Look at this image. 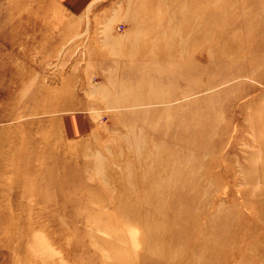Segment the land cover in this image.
<instances>
[{
	"label": "rangeland",
	"instance_id": "374dc122",
	"mask_svg": "<svg viewBox=\"0 0 264 264\" xmlns=\"http://www.w3.org/2000/svg\"><path fill=\"white\" fill-rule=\"evenodd\" d=\"M258 23L264 0H0V264H264Z\"/></svg>",
	"mask_w": 264,
	"mask_h": 264
},
{
	"label": "bare ground",
	"instance_id": "6f19581e",
	"mask_svg": "<svg viewBox=\"0 0 264 264\" xmlns=\"http://www.w3.org/2000/svg\"><path fill=\"white\" fill-rule=\"evenodd\" d=\"M253 1H254V0H250V2H253ZM233 25H234V24H233ZM244 25H245V24H244ZM220 28H222V24L220 25ZM253 28H254V32H255V36H256V41L251 42V44H253V46H251L252 48L249 46V47H250V49H249L250 51H249V53H248L247 55H249L251 59L248 58V57H247V58H248L250 61H252V59L255 58V56H256V52H257V51L259 52V51L263 50L262 47H261V42L264 41V24H263V23H258V24H256V25H254ZM261 40H262V41H261ZM228 48H230V47H228ZM181 51H182V50H181ZM232 51H233V46H232ZM239 51H240V49L237 48V49H236V52L238 53ZM227 54H228V53L225 52V51H221V52H220V56H221V57H227ZM122 56H125V55H121V57H122ZM250 65H252V62H250ZM155 66H156V65H155ZM192 67H194V66H192ZM189 68H190V67H189ZM193 70H194V69H193ZM152 72H153V71H152ZM116 82H117V81H116ZM150 85H151V84H150ZM160 88H161V87H160ZM156 90H157V89H156ZM162 90H163V88H162ZM162 90H160V91H162ZM163 91H164V90H163ZM122 92H123V91H122ZM166 93H167V92H166ZM119 94H120V93H119ZM124 94H126V93H124ZM124 94H122V95H124ZM153 94H154V93H152V95H153ZM156 94H157V93H156ZM156 94H154L155 97H156ZM161 94H162V93H161ZM110 95H111V94H110ZM147 95L152 96L151 93H150V94H147ZM158 95H159L160 97L162 96V95H160V94H158ZM131 96H132V94H131ZM133 96L135 97V95H133ZM140 96H141V94H140ZM129 97H130V96H129ZM157 97H158V96H157ZM157 97H156V98H157ZM160 97L157 98V99H160ZM131 98H132V97H131ZM142 98H143V96L140 97V100H141V101H142ZM148 98H149V97H148ZM151 98H152V97H151ZM136 99L139 100V97L137 98V96H136ZM136 99H134V100L136 101ZM152 99H153V98H152ZM144 100H146V99L144 98ZM147 100H148V99H147ZM150 100H151V99H150ZM117 101H118V100H110V101H108V103H110V104H114V103L117 102ZM129 102H130V101H129ZM131 102H132V101H131ZM133 102H134V101H133ZM138 103H139V102H138ZM141 104H142V102H141ZM135 136H136V135H135ZM139 136H140V134L138 135V137H139ZM142 138H144V137H142ZM136 139H137V138H136ZM139 140H140V139H139ZM140 141L143 143L144 140H140ZM129 142H131V141H129ZM141 142H140V144H142ZM144 143H145V142H144ZM148 143H149V142H148ZM138 144H139V143H138ZM140 144H139V146H140ZM134 145H135V147H136L137 150H138V147H137V145L135 144V141H134ZM145 145H146V143H145ZM145 145H144V148H145ZM149 146H150V145H149ZM140 147H141V146H140ZM137 150L135 149V151H137ZM139 150H140V152H142V151H145L146 148H145V150H144V149L142 150V149L139 148ZM141 150H142V151H141ZM156 150H158V149L156 148ZM137 152H139V151H137ZM137 152H136V154L138 155ZM143 153H144V152H143ZM151 154H152V153H151ZM155 154H156V153H155ZM140 155H142V153H139L138 156L140 157ZM144 155H145V153H144ZM152 155H153V154H152ZM152 155L148 154V155H146V156H148V157L150 156V158H151ZM156 155H157V154H156ZM156 155H155V156H156ZM158 155H160V153H158ZM158 155H157V159H158V160H157V161H158L157 164H159V162H160L159 160H161V162H162V158L159 159V158H158ZM142 156H143V155H142ZM142 156H141V157H142ZM155 156H154V159H155ZM185 158L187 159L186 155H185ZM143 159H144V158H143ZM147 159H148V158H147ZM147 159H146V160H147ZM154 159H153V160H154ZM167 159H168V161L170 162V164H172V163H171L172 161L174 162V160H169V158H167ZM131 160H132V159H131ZM138 160H139V159H137V162H138ZM155 160H156V159H155ZM144 161H145V160H144ZM144 161H143V163H144ZM157 161H155V162H157ZM145 162H146V161H145ZM175 162H176V160H175ZM177 162H178V160H177ZM186 162H187V161H186ZM139 163H140V161H139ZM153 163H154V162H153ZM163 163H166L165 160H163ZM167 163H168V162H167ZM184 163H185V162H184ZM187 163H188V162H187ZM187 163H186V164H187ZM145 164H146V163H145ZM186 164H184V165H186ZM132 165H134V164H132ZM149 165H150V164H149ZM151 165H152V164H151ZM151 165H150V166H151ZM165 165L167 166V164H165ZM172 165H173V164H172ZM184 165H183V169L180 168L182 171L184 170ZM145 166H146V165H145ZM163 166H164V164H163ZM173 166L176 168L175 170L177 171L176 163H175V165H173ZM186 166H187V165H186ZM146 167H147V166H146ZM152 167H153V165H152ZM152 167H151V168H152ZM156 167L159 168V165H157ZM160 167H161V166H160ZM164 167H165V166H164ZM171 167H172V166H171ZM162 168H163V167H162ZM169 168H170V167H169ZM148 169H149V167H147V170H148ZM153 169H154V168H152V171H153ZM164 169H166V167H165ZM170 169H171V168H170ZM173 169H174V168H173ZM173 169H171L170 171H173ZM180 169H178V170H180ZM156 170H157V169H156ZM159 170H161V168H160ZM159 170H158V172H160V173H158V174L160 175L162 171H159ZM175 170H174V171H175ZM185 170L188 171L187 168H186ZM185 170H184V171H185ZM129 171H130V170H129ZM174 171H173V172H174ZM148 172L150 173V172H151V169H150L149 171H146V173H148ZM144 173H145V172H144ZM176 173H177V172H175V174H176ZM152 174H153V173H151V178H152V177H155V176H152ZM168 174H170V173H168ZM149 175H150V174H149ZM149 175H148V176H149ZM159 175H157V176H159ZM166 175H167V174H166ZM178 175H179V174H178ZM178 175H177V178H178ZM180 175H181V174H180ZM186 175H187V173H186ZM186 175H185V177H187ZM145 176H146V174H145ZM167 176H168V175H167ZM167 176H166V177H167ZM173 176H174V173H173ZM168 177H170V176H168ZM168 177H167L166 179H168ZM181 177H182V176H181ZM128 178H129V177H127V179H128ZM145 178H146V177H145ZM164 178H165V177H164ZM183 178H184V177H183ZM183 178H181V181L183 180ZM127 179H126V181H127ZM131 179H132V178H131ZM146 179H147V178H146ZM148 179H150V178H148ZM152 179H154V178H152ZM142 180H143V179H142ZM177 180H178V179H175V182H176ZM184 180H185V179H184ZM128 181H129V180H128ZM128 181H127V184H128ZM131 181H132V180H130L129 183H132V184H133V182H131ZM147 181H148V180H147ZM157 181H158V183H159V180H158V179H157ZM157 181H155V183H157ZM161 181H162V180H161ZM164 181H165V180H164ZM167 181H168V180H167ZM179 181H180V177H179ZM179 181H178V182H179ZM151 182H152V181H150V183H151ZM141 183H142V182H141ZM152 183H154V182H152ZM152 183H151V184H152ZM155 183H154V184H155ZM176 183H177V182H176ZM176 183H175V184H176ZM179 183H180V182H179ZM143 184H145V183H143ZM143 184H142V185H143ZM154 184H153V185H154ZM128 185L131 186V184H128ZM134 185H136V184H134ZM134 185H132V186H134ZM159 185H160V183H159ZM156 186H157V185H156ZM134 187H135V186H134ZM134 187H133V188H134ZM136 187H137V185H136ZM151 187H152V186H151ZM151 187H150V188H151ZM159 187H161V186H159ZM159 187H157V188H159ZM153 188H154V187H152V189H153ZM155 188H156V187H155ZM152 189H151V190H152ZM182 189H183V188H182ZM158 190H160V189H158ZM153 191H154V190H153ZM180 192H181V191H180ZM145 193H146V192H145ZM145 193H144V194H145ZM152 193H153V192H152ZM156 193H157V192H155V194H156ZM161 193L163 194V192H161ZM148 194H149V193H148ZM155 194H154V195H155ZM158 194L160 195L159 192H158ZM158 194H157V195H158ZM129 195L131 196L132 194H129ZM133 195H134V194H133ZM137 195L139 196V194H137ZM159 195H158V196H159ZM124 196H125V195H124ZM127 196H128V195H127ZM145 196L148 197L147 194H145ZM158 196H156V198H155V196H154L156 202H157V200H158ZM142 197H143V196H142ZM149 197H150V195H149ZM160 197H161V196H160ZM160 197H159V199H160ZM136 198H137V197H136ZM138 198H139V197H138ZM138 198H137V199H138ZM154 198H153V200H154ZM162 198H163V197H162ZM151 199H152V198H151ZM151 199H150V200H151ZM148 200H149V199H148ZM160 200H161V199H160ZM133 201H134V200H133ZM139 201H141V200H139ZM139 201H138V202H139ZM142 201H147V200H145V199L143 198ZM147 202H149V201H147ZM128 203H129V201H128ZM158 203H160V202H158ZM158 203H155V204H158ZM138 204H139V203H138ZM149 204H150V202H149ZM132 205H133V204H132ZM134 205H137V204L134 203ZM147 205H148V203H147ZM164 205H165V204H164ZM120 206H121V205H120ZM140 206H141V204H140ZM148 206L151 207V205H148ZM148 206H147V207H148ZM154 206H155V205H154ZM162 206H163V205H162ZM141 207H142V206H141ZM151 208H152V210H154L153 206H152ZM132 209H134V207H133ZM158 209H159V208H157L156 212L161 213ZM118 210H120V209H118ZM136 210H137V209H135V211H136ZM144 210L146 211L147 209L144 208ZM144 210H143V211H144ZM161 210H162V209H161ZM149 211H150V210H149ZM138 212H140V211H138ZM146 212H148V211H146ZM146 212H145V213H146ZM117 213H118V212H117ZM152 213H153V212H152ZM146 214H147V213H146ZM168 214H169V213H168ZM119 215H120V214H119ZM143 215H144V213H143ZM139 216H140V215H138L137 218H138ZM154 216H155V215H152V216H151V214H149L148 217H152V218L156 219V216H155V217H154ZM162 216H163V215H162ZM145 217H146V216H145ZM120 218H121V216H120ZM127 218H129V217H127ZM143 218H144V217H143ZM143 218H142V219H143ZM139 219H140V218H139ZM158 219H160V218H158ZM165 219H166V218H165ZM122 220H123V219H122ZM136 220H137V219H136ZM125 221H127V220H125ZM130 221H131V220H130ZM138 221H139V220H137V224L139 223ZM153 221H154V220H153ZM128 222H129V221H128ZM128 222H126V224H127ZM154 222H155V221H154ZM159 222H160V221H159ZM130 224L132 225V222H130ZM161 224H162V223H161ZM128 225H129V223H128ZM154 225H155V224H153V226H154ZM157 225H159L158 222H157ZM125 226H127V225H125ZM153 226H152V227H153ZM129 227H130V225H129ZM135 227H137V225H135ZM131 228H132V226H131ZM133 228H134V226H133ZM138 228H139V227H138ZM154 228H155V227H154ZM167 228H168V225H165V226H164V225H160L159 227L157 226V229H155V230H159V231L161 232L160 235L155 236V238H156L157 241H158V240L160 241V240H161V236H162V235H165L164 232L167 230ZM170 228H171V227H170ZM164 229H165V230H164ZM142 230H143V229H142ZM147 230H149V229H147ZM150 231H152V230H150ZM136 232H137V230H136ZM153 232H155V231H153ZM139 233H140V232H139ZM143 233H144V232H143ZM123 234H124V233H123ZM136 234H137V233H136ZM137 235L139 236V234H137ZM174 235H175V233H174ZM138 236H137V237H138ZM153 238H154V236H153ZM176 239H178V238H176ZM141 240H142V239H141ZM144 240H145V237H144L143 241H144ZM149 240H150V239H149ZM151 240H152V239H151ZM156 240H155V241H156ZM169 240H170V239H169ZM146 241H148V240H146ZM157 241H156V242H157ZM159 241H158V242H159ZM162 241H163V240H162ZM167 241H168V240H167ZM172 241H173V240H172ZM156 242H154V244H155ZM137 243H138V242H137ZM140 243H141V242H140ZM159 243H160V242H159ZM159 243H157V244H158V245H161V244H159ZM145 244H146V243H145ZM152 244H153V243H152ZM141 245H142V244H141ZM146 245H147V244H146ZM148 245H149V244H148ZM158 245H157V247H160V246H158ZM144 246H145V245H144ZM155 246H156V245H155ZM155 246H154V247H155ZM140 247H141V246H140ZM169 247H170V246H169ZM169 247H167V248L169 249ZM140 249H142V248H140ZM145 249H146V247H145ZM147 249H148L149 252H151L152 255L154 254V255H160V256L165 255V253H166L165 251H167L166 249H165V251H160V250H162V249H159V250H157L156 248L153 249V248H151V246H150L149 248H147ZM171 249H172V248H171ZM204 250H205V249H204ZM143 251H144V253H145V250H143ZM148 251H147V254H148ZM167 252H168V251H167ZM199 252H200V251H199ZM142 253H143V252H142ZM171 253H172V252H171ZM201 254H202V253H201ZM201 254H200V255H201ZM205 254H206V253H205ZM152 255H151V256H152ZM167 255H168V254H167ZM173 256H174V255H173ZM206 256H207V255H206ZM197 258H198V257H197ZM200 261H201V260H200ZM200 261H199V262H200ZM202 261H203V260H202ZM204 261H205V260H204ZM207 263H208V262H207Z\"/></svg>",
	"mask_w": 264,
	"mask_h": 264
}]
</instances>
